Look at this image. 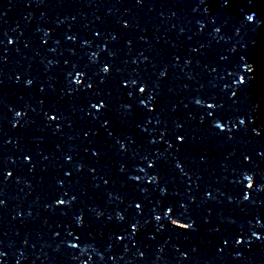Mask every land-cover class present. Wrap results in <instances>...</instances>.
<instances>
[{"label": "clouds", "instance_id": "clouds-1", "mask_svg": "<svg viewBox=\"0 0 264 264\" xmlns=\"http://www.w3.org/2000/svg\"><path fill=\"white\" fill-rule=\"evenodd\" d=\"M243 122V121H242Z\"/></svg>", "mask_w": 264, "mask_h": 264}]
</instances>
